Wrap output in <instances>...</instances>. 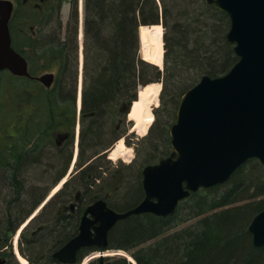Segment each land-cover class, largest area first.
I'll return each mask as SVG.
<instances>
[{"label": "trees", "instance_id": "16d2710c", "mask_svg": "<svg viewBox=\"0 0 264 264\" xmlns=\"http://www.w3.org/2000/svg\"><path fill=\"white\" fill-rule=\"evenodd\" d=\"M71 3L65 29L62 22L42 20L30 32L23 25L22 38L14 40L29 61L31 77L13 78L26 81L15 86L14 96L32 108L27 119L32 156L23 159L21 147L16 153L8 147L0 150V215L5 219L2 231L16 229L40 201L33 185L35 177L45 180L46 191L64 174L56 168L68 159V138L74 135L78 123L79 0ZM83 17L81 169L65 185L71 190L84 186L88 192L94 187L97 198H105L112 208L123 211L135 207L145 196L142 185L132 183L131 177L138 172L134 169L139 168L141 173L147 163L123 165L131 171L119 174L106 155L96 161L92 158L130 130L133 122L128 121L127 114L140 87L163 83L160 97L172 119L158 124L156 115L146 139L153 151L167 148L159 150L161 159L172 156L175 151L169 128L176 121L183 95L204 75L227 73L239 57L227 39L229 15L206 0H84ZM161 22L172 28V36L165 38L167 47L169 44L177 49L175 66L168 65L169 50L163 68L144 59L140 52V27ZM47 72L55 75L51 87L36 79ZM0 122L10 120L1 115ZM62 133L66 136H60ZM54 139L63 142L61 151L45 149ZM263 166L257 158L248 160L228 182L191 193L171 215L143 213L120 221L110 232L109 248L132 251L138 264H264V247L254 245L249 231L253 217L264 208V198L256 200L264 195ZM107 191H125L118 197L129 208L113 203ZM128 197L135 198L125 202ZM52 214L51 209L49 217L53 218L46 230L27 239L45 253L41 258H31L35 264L50 258L53 248L60 247L70 233L67 227L72 226L73 219L67 221L65 216ZM112 264L130 263L114 259Z\"/></svg>", "mask_w": 264, "mask_h": 264}, {"label": "water", "instance_id": "95a60500", "mask_svg": "<svg viewBox=\"0 0 264 264\" xmlns=\"http://www.w3.org/2000/svg\"><path fill=\"white\" fill-rule=\"evenodd\" d=\"M206 2L229 15L227 39L239 60L221 76L204 75L183 95L170 130L177 156L145 166L144 199L123 212L104 199L92 203L79 234L55 253L56 258L74 263L82 247L97 245L104 250L119 221L143 213L171 215L191 193L228 182L248 160L257 158L264 164V0ZM12 8L10 2L0 0V71L25 76L28 61L12 46L8 25ZM38 79L51 87L54 74ZM249 230L254 245L264 247V209Z\"/></svg>", "mask_w": 264, "mask_h": 264}, {"label": "flooded vegetation", "instance_id": "af4514ba", "mask_svg": "<svg viewBox=\"0 0 264 264\" xmlns=\"http://www.w3.org/2000/svg\"><path fill=\"white\" fill-rule=\"evenodd\" d=\"M10 2L13 6L12 8V14L9 20V27L11 31V35L13 37V41L15 40L14 35V28L16 26H19L17 21L19 18L24 21L22 23V26L25 25L26 31L28 30L26 26L29 24V32L30 30L34 29V24L37 25L36 29L39 27L42 20H53V23L58 19L57 21L62 22L60 20V16L62 13V7L64 0H7ZM15 43V41H14ZM7 74H10L11 76L17 77V75L11 73L10 71H6ZM1 74V73H0ZM22 104V107H19L17 111H15L17 119L10 121L6 126H4L2 129L5 130V133L0 134V150H4L8 145V137L11 138V141H13V144L11 146V149L16 152H18L19 147L23 149L24 158H29L32 156V142L30 141V129H29V123H27V119L30 118L32 108L27 102L20 103ZM14 108V107H13ZM24 135V138L22 137ZM60 136H66L65 133H62ZM3 141V144L1 143ZM52 143L56 144L59 148L63 146V142L59 139H54V142ZM24 145V147H23ZM49 146V144H48ZM48 146L45 148L47 151H49ZM17 148V150H15ZM78 174V172H75L71 175V180L74 175ZM64 175V174H63ZM62 175V176H63ZM70 179L65 183L66 185L70 183ZM58 183V182H57ZM52 185L51 187H48L45 191V195L40 198V201L34 205L33 210L30 214L26 217V219L33 213V211L48 197V193L51 189H53L56 185ZM63 185L62 189L55 194L51 199L49 198L46 200V204L42 210V213L38 214L37 217L34 218L33 223L28 227L26 230L25 235H17L15 238V234L17 233L18 228L22 223L26 221V219L21 222V224L16 229H11L9 232L11 233V236L9 237H3V231L0 229V233L2 234V239L0 241V264H19L17 259L15 258V253L21 252L24 257H26L32 264H35L34 261H32V256L29 255L26 248H29L31 243H29V240H27L28 233L32 231V236L36 237L38 234L44 232L48 224H50L49 220L52 219L49 217V214L51 213V209L53 214L51 216H65L67 217V221H70V218H72L73 222L68 224V236L64 239V243L57 248H53V251L51 253V257L42 260L38 262L37 264H80L81 261L85 256H88L91 252L100 249L97 245L93 246H85L78 250L76 254V261L74 263H65L64 261L58 259L55 257V253L63 247L67 242H69L72 238H74L78 233L80 232V225L82 222V218L85 215V212L87 208L96 200L98 199H104L105 198H97L96 194L94 192V187L89 192L84 186H75L74 189L71 190V188L66 187V185ZM91 192H93L91 194ZM89 193V195H88ZM108 205L109 202L107 201ZM110 206V205H109ZM50 212V213H49ZM73 226L75 228H73ZM32 228H36L33 229ZM94 230V228H93ZM95 231V230H94ZM111 232V231H110ZM10 241V242H9ZM3 244V247H1V244ZM14 244V246L12 245ZM16 248V250L14 249ZM84 254V255H83ZM81 255H83L82 258ZM103 260V262H102ZM111 263L112 260L109 257V255H99L95 256L94 260L90 264H106Z\"/></svg>", "mask_w": 264, "mask_h": 264}, {"label": "rangeland", "instance_id": "374dc122", "mask_svg": "<svg viewBox=\"0 0 264 264\" xmlns=\"http://www.w3.org/2000/svg\"><path fill=\"white\" fill-rule=\"evenodd\" d=\"M82 1L83 0H79L80 28L82 26V18H83V15H84V7H83L84 3ZM71 6H72L71 0H64L63 7H62V13H61V16L59 18L60 20H62V23L64 24V29L66 28L67 22L69 21ZM22 19H23V17H22ZM22 19L21 18L18 19L17 23H18L19 26H16L14 28V30H13L14 31V35H15V39L16 38H22V34H21L22 33V23L24 22V21H22ZM57 20L58 19H56V21ZM162 26H163V31H164V50H165V53H166L167 50H169L168 53H170L169 54L168 65L175 66L174 54H176V50L177 49L174 51V49H172V47L169 44H168V47H167L166 46V38H165V35L169 36V37L172 36V28L169 29L165 25H162ZM26 28L28 29L27 32H29V24L26 26ZM79 42H80L79 44H80V47H81L82 43H81L80 38H79ZM79 50H80V48H79ZM79 55H80V59H81V53L80 52H79ZM163 67H164V65H163ZM24 82L26 83V81L17 80L15 78H13L10 74H7V73L6 74H0V118H1V115H2L4 117H6V118H9L10 121H13V120L17 119L15 111H17V109L19 107H22V104H19L20 102L18 101L16 96H14V88L19 83H24ZM161 104H162V101H161V99H159L158 105H153L152 106V111H153L155 117H156V115L158 117V124H162V123H165V122L168 123V121L171 120L172 117L169 116L168 111L165 108L166 106H164V104H162V105ZM128 121H131V120L128 118ZM8 123L7 122L6 123H4V122L1 123L0 122V134L5 133V130H3L2 128L4 126H6ZM132 126L133 125H131V128H130V130L127 133V136L125 138V143H126V146L128 147V150L126 151L124 156H122V157H120L118 159H111L110 158V151H108V153L106 155V158L108 160L112 161V163H110V164H111V167H112L113 171L118 169V170H122V171H119L120 173H125V172L129 173V171H131V170L125 169V166H123V165H129V164H134V163H137V164L147 163V165H148V164H152V163H157L162 157L161 154H160V151L161 152L164 151V150L167 151V148L163 149V147H161L160 149H157L156 151H153L150 148L151 145H150L149 140L146 139L147 134H145V135L139 134L137 131L132 130ZM78 129H80V126L77 123L76 132L79 131ZM170 129H171V126L169 128V132H170ZM153 135L154 136L157 135L156 131L154 132ZM1 143L3 144V141H1ZM144 167H143V169H144ZM143 169H142L141 173H139V168L134 169L135 172H137V171L138 172H137V174H135V175H133L131 177L132 183H136V184L138 183V184L142 185V187H143ZM127 170H129V171H127ZM260 173H261L262 176L264 175V166L260 168ZM104 175H106V174H104ZM70 177L71 176H68V179ZM58 184L53 189H51L49 191V193L47 195L48 197L46 198V200H48V198L53 196ZM62 186L60 187L58 192L62 189ZM143 191H144V188H143ZM124 192L125 191H121V192H118V193H114V192L111 193L110 192L111 194H109V191H107V195L110 196V199H111V201L113 203H115L116 205L120 206L121 208H129L130 205L126 206V204L121 203L122 201H120V199H119L120 196L124 195ZM263 196L264 195H262V197ZM135 197H138V196H135ZM135 197H128L127 200H125V202H128L129 200L134 199ZM143 198H144V196L141 197L139 199V201L141 202ZM46 200L43 201L33 211V213L28 217L29 222L27 224L24 223L21 227L18 228L17 233L15 234V238L17 237V235H21V236L24 235L23 234L24 231L33 223L34 218L37 217L38 214L42 213V210H43L45 204L47 203ZM135 201H136V199H135ZM3 220H5V219H3V217L0 215V226L4 225L3 224ZM33 229H36V228H32V230ZM9 236H11V233L9 231H3V237H9ZM26 236H27L28 239L32 240V231L30 233H28V235H26ZM3 244H5V243H2L1 247H3ZM12 245L14 246V244H12ZM14 249L16 250V248H14ZM26 250L29 253V255H31L33 258H37V257L41 258L45 254V253L40 251L41 248L38 249L37 247L33 246L32 244L29 246V248H26ZM106 251L109 252V253L115 254V251H113V250H106ZM98 253L99 252H97V251L91 252L90 254H88V256H85L83 258V260L81 261L80 264H90L94 260V257ZM18 254H20L23 257H24V255L21 252L20 253L17 252V254L16 253L14 254L15 258L17 259L19 264H23L21 262L19 256H18ZM128 255H130V254L128 253ZM116 256H121V255H118V254L113 255V257H116ZM48 257L49 256H45L44 259H46ZM110 257H112V256L110 255ZM29 263H31V262L29 261ZM132 264H138V263H137L136 260H134L132 262Z\"/></svg>", "mask_w": 264, "mask_h": 264}, {"label": "bare ground", "instance_id": "6f19581e", "mask_svg": "<svg viewBox=\"0 0 264 264\" xmlns=\"http://www.w3.org/2000/svg\"><path fill=\"white\" fill-rule=\"evenodd\" d=\"M162 25L163 23L161 22V23L152 24V25H142L140 27L141 54L143 58L147 59L148 61H151L152 63L160 67H163L164 61H165L164 31H163ZM80 36L81 38L83 37V33L81 29L79 30L78 37ZM83 70H84V57H82L81 55V59L79 56V84H78V98H77V111L78 112L82 110V102H83V97L81 96V92H80L81 90H83ZM47 73H51V72H47ZM161 88H162V84L158 82H152L146 85L144 89L140 90L138 99H136L134 103H132L130 106L128 117L130 120L134 121L132 130L137 131L141 135H145L148 133L149 127L151 126V124L153 123L155 119V115L152 111V106L158 105ZM77 120H78V123H80L79 115H78ZM78 130L79 131L76 132V128H75L74 135L68 138L69 139V144H68L69 149L67 150L68 159L66 158L63 159L62 164L56 168V171H59V170L60 172L62 171L64 173L63 176H66V177L69 176L71 172L79 171L81 169L78 163L79 159L81 158V145H80L81 129H78ZM128 132L121 135L119 138H116L108 146V148L105 151L99 152L98 155L93 156L92 160L96 161L99 159L98 156L107 155L108 151H110L111 159H118L124 156V154L128 150V147L126 146V143H125V138ZM30 135H31V132H30ZM12 144H13V141L8 143V145L6 146L11 149ZM48 148H49V151L51 152L61 151L59 150L60 148L54 143L49 144ZM88 155H89V152L87 151V155H85L86 158H88ZM119 171H122V170H119ZM119 171L117 173H120ZM108 175H109V171H108ZM33 182H34L33 185H34L35 191H38V196L43 197L45 195V188H44L45 180L35 177ZM59 186L56 188L55 191L58 190ZM255 198L256 197H254L253 199ZM257 198H256L257 200H261L262 198H264V196L262 197V195H259ZM127 210L128 209H125L123 211H127ZM109 250H113L115 251V254L121 255V256L113 257V255L115 254L106 252V254L109 253L107 254L109 255V257L110 255L112 256L110 257L111 260L125 259L130 264H132V262L136 260L132 251L130 250H127L124 248H110ZM128 253L130 255H128ZM18 256L23 264H31L29 263L27 258L21 256L20 254H18Z\"/></svg>", "mask_w": 264, "mask_h": 264}]
</instances>
